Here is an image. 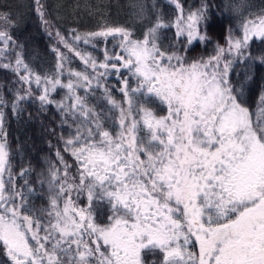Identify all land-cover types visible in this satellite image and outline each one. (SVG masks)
<instances>
[{
    "label": "snow or ice",
    "instance_id": "1",
    "mask_svg": "<svg viewBox=\"0 0 264 264\" xmlns=\"http://www.w3.org/2000/svg\"><path fill=\"white\" fill-rule=\"evenodd\" d=\"M172 2L182 43L207 39L200 29L206 9L185 14L181 0ZM33 7L51 28L42 0ZM0 20L11 23L6 14ZM161 27L141 40L120 27L48 31L57 45L52 75L36 72L0 27V70L16 78L10 101L0 89L7 264H148L157 253L159 264H264V94L253 111L243 86L231 81L234 61L247 58L254 39L264 41V16L246 18L241 34L207 59L163 50ZM109 37L119 42L99 58L88 50ZM73 59L82 70L71 68ZM30 101L44 112L54 107L67 129L55 161L34 182L31 167L13 174L4 127V109L19 115ZM33 196L46 197L47 206H32ZM99 203L107 208L103 221L93 210Z\"/></svg>",
    "mask_w": 264,
    "mask_h": 264
},
{
    "label": "trees",
    "instance_id": "2",
    "mask_svg": "<svg viewBox=\"0 0 264 264\" xmlns=\"http://www.w3.org/2000/svg\"><path fill=\"white\" fill-rule=\"evenodd\" d=\"M47 11L46 18L51 28L44 25L33 7V0H0V15L6 14L11 20L8 24L0 20V27L7 29L21 46L23 56L27 63L38 73L52 75L57 71L56 56L51 49L57 46L53 34L59 30L61 33H69L75 29L79 33L101 30L107 27H120L128 30L132 38L141 40L148 30L162 23L164 27L156 33V43L165 51H177L186 59L191 55L189 45H184L183 37L176 34L177 10L172 0H42ZM184 13L196 11L201 7L206 9V18L202 19L201 29L206 32L207 54L204 49L198 55H211L216 53L219 47L217 40L207 33L211 16L218 13L226 19L231 27L239 26L245 19L254 16H264V0H181ZM202 31V32H203ZM111 42L97 41V49L93 54L100 57L103 48L113 49ZM114 43V42H113ZM246 59L238 60L233 71V85L237 88L243 86L244 98L253 111L261 94H264V64L259 58L264 56V41L253 40L250 43ZM211 53V54H210ZM189 54V55H188ZM251 62V63H249ZM71 68L82 70L83 65L78 59H73ZM236 74V76H235ZM235 77V79H234ZM16 78L10 71L0 70V89L9 101L10 88H15ZM115 84V81L111 82ZM116 99H121L120 93L114 91ZM64 95L63 90H58L55 98L60 99ZM99 96V93H97ZM100 107V101L90 99ZM159 111V109H158ZM5 131L7 133V147L13 174L21 168L33 169L30 182H34L40 172L47 170L48 162L55 161L54 151L60 146L59 137L67 134V129L61 125L60 114L54 107L44 112L40 110L39 103L30 101L25 103L23 112L14 115L9 109H4ZM17 184L23 187L22 178H17ZM46 197L33 196L30 204L35 208L47 206ZM82 207L87 206L84 197L78 201ZM153 260L146 257L148 264L156 261L159 264L160 254L157 253Z\"/></svg>",
    "mask_w": 264,
    "mask_h": 264
},
{
    "label": "rangeland",
    "instance_id": "3",
    "mask_svg": "<svg viewBox=\"0 0 264 264\" xmlns=\"http://www.w3.org/2000/svg\"><path fill=\"white\" fill-rule=\"evenodd\" d=\"M203 25V21L201 20L200 22V29L201 26ZM203 31V29H201V32ZM207 33L208 35L213 36L217 42L219 47H225L227 44V40L228 37L231 36H239L241 34V28H239V26H233L231 27L230 24L226 21V19L224 17H222L220 14L218 13H213V15L211 16V20L209 23V26L207 28ZM202 34L206 35V32H202ZM109 40L110 45H115L119 42L118 38L116 40H113V38L109 37L107 38ZM255 40H259V39H255ZM114 42V43H113ZM253 42V41H252ZM251 42V43H252ZM182 44V42H180ZM189 48L191 49V55H189L190 60H194L200 57H203L205 59H207L208 57L214 55L215 53H210L211 55L205 56V55H198L199 53L201 54L202 50L204 51L205 54H207L208 50H207V46H205V42H201V41H194L191 45H189ZM246 51V55H248V50ZM183 55H187L185 52V48H184V52ZM238 61V60H237ZM237 61H234V66L236 64ZM234 71V69H233ZM233 76L231 77V81L233 83ZM236 76V74H235ZM235 79V77H234ZM113 82V81H111ZM250 107V106H249ZM252 109V108H251ZM93 210H94V214L96 215L97 219L99 221H103L106 213H107V208L103 203H99V204H95L93 206ZM155 256H153V254H149L147 256V258H149L150 260L154 258ZM0 264H7L6 262V257L3 254H0Z\"/></svg>",
    "mask_w": 264,
    "mask_h": 264
}]
</instances>
